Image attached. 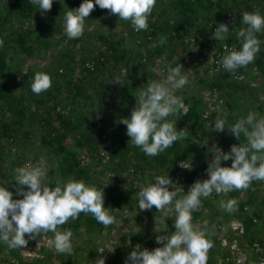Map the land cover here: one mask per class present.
I'll list each match as a JSON object with an SVG mask.
<instances>
[{
    "label": "rangeland",
    "instance_id": "1",
    "mask_svg": "<svg viewBox=\"0 0 264 264\" xmlns=\"http://www.w3.org/2000/svg\"><path fill=\"white\" fill-rule=\"evenodd\" d=\"M69 1L57 0L54 11H48L45 15L33 14L27 22L13 19L4 33L5 35L18 26H31L33 28L31 44L34 48V55L15 53V64L7 72L5 81L19 93V88L16 87L18 70L32 71L34 74L48 73L51 86L36 95L47 100L49 92L56 95L57 104L51 112L52 122L50 121L48 125L41 124L38 119L31 122L25 120L20 126L14 127L16 130H11V121L15 115L0 103V185L8 187L14 193V198H22V194L16 193V187H20L15 182L17 167L45 169L42 183L55 187L57 181L63 183L72 179L63 178L60 174L59 165L63 156H75V161H80L81 165H90L94 176L87 184L104 188V206L110 209L115 221L107 226L102 224L92 232L87 231L84 225L77 231H72V247L66 252H57L54 246L49 244L54 233L43 230L29 239L23 248L18 247V250L25 260L46 259V264H92V260L98 255L105 257V264H124L128 253L136 245L151 250L162 246L155 239L157 234L171 235L166 232L165 222L160 223L162 212L158 211L155 205L151 209L143 210L138 207L137 193L139 188L145 185L144 179L131 171L117 175L105 168L99 159L92 164V156L77 148L74 134L70 131L66 132V138L60 142L61 145L53 143L52 146H46L42 141V135L51 131V135L57 136L62 132L58 122L60 115L64 114L73 121L82 115L91 120L92 132L102 145L101 156L96 155L95 158L106 155L110 152L108 149L116 137L111 130L112 103L120 99L125 83H132L131 92L135 97L142 88L147 87V81L166 82L169 64L175 66L181 63L182 72L187 75L188 83L176 89L174 94L183 99L191 97L199 99L201 117L196 124L187 126H182L180 121L174 118L173 113L166 117L170 121L176 120L178 130L183 129L184 135L179 141L182 144L194 145L192 153L175 158L172 164L162 171L161 175L169 174L173 181L169 186L170 190L172 188L177 192L173 198L174 205L175 199L185 195L194 181L207 178L205 170L208 162L214 155H222L220 149L226 152L230 150L231 145L239 144L237 137L227 127L223 131L212 128V122L217 116L226 121V126L249 114L256 118L264 116V75L251 64L244 66L242 71L231 78L229 89L216 91L207 87V81L214 77V73L210 71L212 39L208 38V35L205 36L210 27L208 21L210 11L207 8L199 7L195 16L196 21L189 29L191 37H204L201 44L191 40L189 42L186 40V44H182L178 38L164 48L163 56L154 57L147 65H143L136 56L133 57L138 49L132 34L120 23L119 17L117 21L110 18L108 9L102 12L97 6L94 7L89 17L85 18L83 33L77 40L76 37L64 38L61 28L64 13L70 8ZM171 3V0H155L148 18L153 19L159 14L174 20L181 18ZM187 29L179 26L178 32L181 37L189 35H186ZM107 36L121 49L126 50L131 59H127L121 65L105 67L103 77L107 76L111 84L103 90L98 79L91 81L88 75L83 73L82 65L83 60L95 57L102 50L103 43L100 38ZM260 50L264 51V44ZM69 61L70 70L60 72L58 67ZM77 83H83L88 99L81 95L72 96L76 93L73 85ZM232 86H237V91L230 97L227 90H232ZM25 98H28L27 95ZM25 103L31 110L34 109L33 101L25 100ZM53 103L54 100L50 97L44 102L43 107L47 109L52 107ZM135 104L136 97L133 105L123 107L126 115H130ZM41 113L45 116L44 112ZM24 132H27L28 138ZM246 143L247 138L242 144ZM60 148H65L72 154H66ZM180 161L187 165L192 164V167H182ZM221 164L230 166L231 159L222 160ZM145 173L149 175L148 172ZM233 198L237 202L233 210L229 211L222 207L223 203ZM200 200V205L192 212V223L196 230L204 231L206 237L212 241V246L207 252V260L213 264H256L264 259V179H253L247 188H233L219 193L213 190L209 196H201ZM253 213L258 214L255 216L254 225L248 232H244L240 217ZM80 214L82 218L93 215L83 212ZM166 217L175 222L174 207ZM155 225L161 233L155 232ZM57 228L60 231L64 230L60 225ZM29 235L25 234L26 239ZM102 248H105L103 252L98 253L97 250ZM10 262H13L10 256L0 258V264Z\"/></svg>",
    "mask_w": 264,
    "mask_h": 264
},
{
    "label": "clouds",
    "instance_id": "2",
    "mask_svg": "<svg viewBox=\"0 0 264 264\" xmlns=\"http://www.w3.org/2000/svg\"><path fill=\"white\" fill-rule=\"evenodd\" d=\"M31 3L43 14L51 9L53 0H31ZM154 4L155 0H81L78 7L68 8L64 13V32L69 38L79 37L84 30L85 18L96 6L108 9L120 19L130 20L135 31L147 29ZM242 19L246 27L236 33L241 46L226 52L218 62L228 71L247 65L260 50V40L255 33L264 31V15L259 11H244ZM229 31L228 24L221 22L216 25L212 36L222 41ZM158 43H166V37L162 35ZM150 46L154 47L155 44ZM182 67L181 63L175 66L169 64L166 82L147 81V87L135 95L136 104L130 115L120 119L126 125L129 141L148 156L163 152L184 135L183 129L176 128V120L166 119L171 113L186 110L183 98L174 94L176 89L188 83ZM50 86V75L45 72H36L30 85L37 94ZM226 127L237 138L243 133L247 143L233 144L226 152L220 149L222 155H214L208 162L205 170L207 178L194 181L185 195L175 199L174 205L173 198L177 192L172 188L170 190L173 181L169 174L155 175L152 182L139 188V209H151L155 205L162 212L161 224L174 207L175 231L171 235L157 234L155 239L162 246L151 250L136 245L128 253L124 264H206L212 241L204 231L196 230L192 223V212L200 205V197L209 196L213 190L219 193L233 188H247L253 179H264V116L256 118L249 114L230 126H226V121L219 116L212 122V128L217 131H223ZM229 159L230 166L221 164L222 160ZM180 164L185 168L192 167V164L187 165L184 161H180ZM45 172L41 167L20 166L15 169V182L20 186L16 187V193L22 194V198H14V193L8 187L0 185V241L9 248H23L29 239L43 230L54 233L49 244L57 252H66L72 247V231H60L57 226L70 217L75 219L83 212L92 213L105 226L115 221L110 209L104 206V188L87 184L82 179H69L63 183L57 181L55 187H49L42 183ZM25 185L28 187H23ZM236 204L233 198L223 203L222 207L231 211ZM154 230L161 233L156 225ZM26 233L30 234L27 239ZM104 249L97 251L103 252ZM92 264H105V257L98 255Z\"/></svg>",
    "mask_w": 264,
    "mask_h": 264
},
{
    "label": "trees",
    "instance_id": "3",
    "mask_svg": "<svg viewBox=\"0 0 264 264\" xmlns=\"http://www.w3.org/2000/svg\"><path fill=\"white\" fill-rule=\"evenodd\" d=\"M81 0H70V8H76L79 6ZM172 8L180 14L179 19H169L168 17H162L157 15L153 19L148 18V28L142 29L140 31H135L131 25L130 20L120 19V23L128 28L129 33L132 34L133 41L138 50L135 51L133 57L147 65L151 62L154 57L163 56L164 48L172 44L173 41L180 38L182 44L189 42L190 40L194 43L201 44L204 37H191L189 29L194 25L196 21V12L200 9L199 7L207 8L210 11L209 23L210 27L206 31L205 36L212 39L213 47L212 54L210 58V71L214 73V77L207 81V87L216 91H223L230 88V80L234 75L240 70L242 71L244 66H251V64L256 66L261 74L264 75V51L259 50L255 54L253 61L249 62L247 65L237 67L232 71L225 70L218 62L221 60L222 56L231 50L232 48H237L241 46L240 40H238L236 33L240 28L246 27L243 23L242 13L244 11H259L264 15V0H171ZM57 0H53L51 9L48 11H54L56 9ZM99 11H106V9L97 6ZM36 13H41L37 10V7L31 3V0H0V103L5 106V108L13 112L15 117L11 121V130H16L17 126L23 124L25 120L29 122L33 120H40L41 124L48 125L50 121L52 122L51 112L54 110L57 104L56 95H52L47 92V100L52 97L54 103L52 107L44 108V102L47 101L43 97L36 95L32 91L30 85L34 77V72L32 71H17V84L16 87L19 88V93L8 85L5 81V76L10 68L15 64V53L21 52L25 55H34V48L31 44L33 28L30 26L23 25L18 26L15 30L9 31L4 35L5 31L8 30V26L11 25L13 19L20 20L21 22H27L30 20L31 16ZM110 13V12H109ZM110 18L113 21L118 20V16L110 13ZM226 23L229 26V32L225 34L224 40H218L212 36V32L218 23ZM182 25L186 30L185 37H181L179 31V26ZM64 38H69L64 32V28H61ZM260 40V49L264 44V31L255 33ZM38 35V34H37ZM34 36V38L37 37ZM166 37V43H158L161 36ZM77 40V37L75 38ZM102 50L95 56L88 58L84 61L82 65V70L84 74H87L91 81L95 79L99 80L100 88L107 89L111 82L107 76L103 77L105 74L106 66L121 65L122 62L127 59H131L130 55L126 53V50L121 49L116 45L111 37H101ZM155 44V46H150ZM186 44V43H185ZM72 60V59H71ZM61 63V62H60ZM70 61L62 63L60 65V72L70 70ZM88 64L92 66L89 67ZM89 80V81H90ZM128 82V81H127ZM132 83H125L124 91L121 94L119 100L114 101L111 109V124L112 133L115 134V139L112 141L109 149L110 152L102 157H96L100 155L101 147L99 141L94 136L90 123L91 120L85 118L84 116H79L74 121L70 117L64 114L59 116V126L62 128V132L57 136L51 135V131L42 135V141L46 146H52L53 143L59 145L66 138V132L70 131L74 134L76 146L82 152H86L92 156V164L94 161L99 159V162L103 166L115 174L120 175L123 172H133L142 177L145 182H152L155 175H161L162 171L172 164L175 158L182 157L183 155H189L193 152V144L185 143L182 144L179 140L173 143L172 146L165 149L163 152L155 156L146 155L139 146L132 144L129 139L130 137L126 134V125L120 122L121 117H127L126 110L123 107L131 106L134 104V95L131 92ZM73 89L76 93L74 96L81 95L83 98L88 99L89 96L86 95L85 86L83 83H77L73 85ZM237 91V86H232V90H227L230 97ZM27 95V99L25 98ZM25 100H31L34 103V109L31 110L30 107L24 104ZM184 103L186 105V110L183 112L179 110L173 113L174 118L178 119L182 126L194 125L198 122L201 117L199 110V105L201 101L195 97L184 98ZM72 101H74L72 99ZM59 103V101H58ZM41 112L45 113V116ZM15 127V128H14ZM26 138H28L27 132H24ZM127 136V137H126ZM128 139V141L126 140ZM246 140L243 133L237 138L238 143L242 144ZM189 141V139H185ZM66 154H72L67 152L65 148H60ZM75 154V153H74ZM101 156V155H100ZM61 169L60 174L63 178L72 177V179H82L86 183L94 176V172L91 170L90 165H81L80 161H75V156H63L61 164L59 165ZM145 172H148L146 174ZM141 179V178H140ZM90 184V183H89ZM107 202V200H105ZM242 208V207H241ZM258 215V214H257ZM255 213L248 215L244 214L240 217V222L244 232H248L254 225ZM165 229L167 233H172L175 230V222L172 219L165 217ZM84 225L87 231H94L100 228L102 223L98 222L95 217L85 216L82 218L79 214L75 219L69 218L64 224L60 226L63 229H70L71 231H77L80 226ZM10 256L13 262L9 264H46V259L34 258L30 260H25L18 248H9L6 243L0 241V258H5ZM263 260L258 261V263H263ZM256 263V264H258ZM206 264H213L212 261L207 260ZM234 264V263H230Z\"/></svg>",
    "mask_w": 264,
    "mask_h": 264
},
{
    "label": "built area",
    "instance_id": "4",
    "mask_svg": "<svg viewBox=\"0 0 264 264\" xmlns=\"http://www.w3.org/2000/svg\"><path fill=\"white\" fill-rule=\"evenodd\" d=\"M81 2V1H80ZM89 67H91L92 65L91 64H88Z\"/></svg>",
    "mask_w": 264,
    "mask_h": 264
},
{
    "label": "water",
    "instance_id": "5",
    "mask_svg": "<svg viewBox=\"0 0 264 264\" xmlns=\"http://www.w3.org/2000/svg\"><path fill=\"white\" fill-rule=\"evenodd\" d=\"M258 264H264V262L263 263H258Z\"/></svg>",
    "mask_w": 264,
    "mask_h": 264
}]
</instances>
